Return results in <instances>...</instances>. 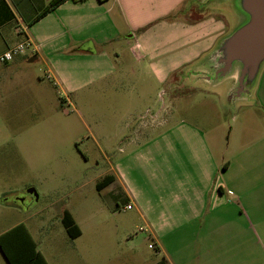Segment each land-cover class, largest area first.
<instances>
[{
	"label": "rangeland",
	"instance_id": "374dc122",
	"mask_svg": "<svg viewBox=\"0 0 264 264\" xmlns=\"http://www.w3.org/2000/svg\"><path fill=\"white\" fill-rule=\"evenodd\" d=\"M204 3L190 1L185 8L192 12H185L186 19L170 18L137 33L142 50L135 54L141 59L135 54L119 58L118 70L106 80L67 94V87L48 79L46 68L38 64L39 96L51 99H40L38 109L30 113L15 110L11 89V101L2 103L0 116V233L23 223L49 264H78L79 241L69 237L62 223L68 211L83 230L80 241L98 238L123 247L132 239L141 255L155 253L148 250L149 244L154 249L150 239L143 243L149 228L137 207L132 203L133 208L125 210L129 202L115 198L114 188L96 187L110 162L126 155L139 160L140 153L113 151L109 143L100 142L98 131L109 139L115 125L122 123L113 114H157L177 97L167 110L171 125L184 121L204 130L214 153L219 157L221 152L225 162L241 156L226 178L245 173L241 192L249 199L243 202L257 209L262 241L256 246L260 257L257 254L253 262L264 264V111L257 104L256 87L250 95L233 99L231 78L191 86L188 77L199 60L241 22L234 19L231 4ZM156 71L165 74L167 82L160 81ZM230 186L236 193V185ZM33 193L38 194L36 204ZM251 260L248 257L246 264ZM0 264H8L3 250Z\"/></svg>",
	"mask_w": 264,
	"mask_h": 264
},
{
	"label": "crops",
	"instance_id": "0c3cea01",
	"mask_svg": "<svg viewBox=\"0 0 264 264\" xmlns=\"http://www.w3.org/2000/svg\"><path fill=\"white\" fill-rule=\"evenodd\" d=\"M52 1L0 0V55L27 37L38 48L36 53L28 51L12 62L0 63V116L2 103L11 101V89L17 111H36L40 99H51L39 96L38 64L67 87V94L75 93L88 83L111 77L118 70L119 58L125 60L131 54L141 59L135 54L142 50L137 33L170 18L186 19L185 12H192V8L186 11V4H202L204 0H65L42 16ZM232 3L218 0L209 6L231 4L230 11L239 22L241 17ZM155 67L161 69L160 65ZM193 71H200L199 64ZM157 75L167 82L165 74ZM188 79L193 87L211 84ZM231 81L234 85L235 77ZM255 91L257 104L264 111V67ZM124 100L131 101L129 96ZM176 100L171 97L169 105L153 115L136 118L134 112H127L122 118L113 114L112 118L120 117L122 123L115 125L109 139L98 131L100 142L109 143L113 151L140 153L135 155L141 160L126 155L110 162V169L102 173L98 183L111 176L113 182L101 191L114 188L115 198L124 197L128 206L133 203L137 207L149 228L143 243L151 240L154 249L149 244L148 250L155 253L141 255L132 239L123 247L98 238L80 241L83 230L78 226L81 235L74 239L79 241L78 264H246L248 257L254 264L256 255L260 257L256 248L262 243L257 209L245 205L243 201L249 198L241 192L245 173L226 178L241 156L225 162L221 152L219 157L214 153L204 130L184 121L171 125L167 110ZM19 225L25 224H16L4 233ZM0 254L2 257L1 248Z\"/></svg>",
	"mask_w": 264,
	"mask_h": 264
},
{
	"label": "water",
	"instance_id": "95a60500",
	"mask_svg": "<svg viewBox=\"0 0 264 264\" xmlns=\"http://www.w3.org/2000/svg\"><path fill=\"white\" fill-rule=\"evenodd\" d=\"M218 0H204L211 4ZM241 17L236 29L224 37L215 49L199 63L200 71L188 78L219 84L234 78L229 94L233 99L250 95L264 67V0H232ZM38 194L33 193V204Z\"/></svg>",
	"mask_w": 264,
	"mask_h": 264
},
{
	"label": "trees",
	"instance_id": "16d2710c",
	"mask_svg": "<svg viewBox=\"0 0 264 264\" xmlns=\"http://www.w3.org/2000/svg\"><path fill=\"white\" fill-rule=\"evenodd\" d=\"M63 1L65 0H53L42 13V16L53 11ZM112 182L113 178L106 176L102 182L97 184V189L101 191ZM62 223L71 239H76L81 235V230L70 212H64ZM0 248L3 250L8 264H48L25 225H19L2 234Z\"/></svg>",
	"mask_w": 264,
	"mask_h": 264
},
{
	"label": "built area",
	"instance_id": "2783aa9c",
	"mask_svg": "<svg viewBox=\"0 0 264 264\" xmlns=\"http://www.w3.org/2000/svg\"><path fill=\"white\" fill-rule=\"evenodd\" d=\"M28 51H31L32 53H36L38 51V48L33 43V41L27 37L23 42L20 44L8 49L6 52H4L2 55H0V63L5 64L12 62L17 56H20L22 54L27 53ZM45 75L48 79H52L50 72H45ZM129 206H126L125 209H128ZM150 248H153L150 246Z\"/></svg>",
	"mask_w": 264,
	"mask_h": 264
}]
</instances>
